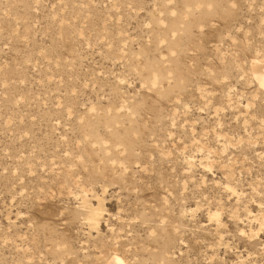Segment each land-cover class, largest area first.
<instances>
[{
	"label": "rangeland",
	"instance_id": "rangeland-1",
	"mask_svg": "<svg viewBox=\"0 0 264 264\" xmlns=\"http://www.w3.org/2000/svg\"><path fill=\"white\" fill-rule=\"evenodd\" d=\"M255 61L264 0H0V264H264Z\"/></svg>",
	"mask_w": 264,
	"mask_h": 264
},
{
	"label": "bare ground",
	"instance_id": "bare-ground-1",
	"mask_svg": "<svg viewBox=\"0 0 264 264\" xmlns=\"http://www.w3.org/2000/svg\"><path fill=\"white\" fill-rule=\"evenodd\" d=\"M252 70L255 74V77L257 78V80L259 82V85L264 90V61L252 62ZM107 264H127V263L125 262V260L121 256H119L117 254H113L108 259Z\"/></svg>",
	"mask_w": 264,
	"mask_h": 264
}]
</instances>
